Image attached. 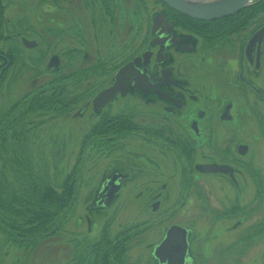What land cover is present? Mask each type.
Returning <instances> with one entry per match:
<instances>
[{"label":"rangeland","instance_id":"obj_1","mask_svg":"<svg viewBox=\"0 0 264 264\" xmlns=\"http://www.w3.org/2000/svg\"><path fill=\"white\" fill-rule=\"evenodd\" d=\"M162 4L0 0V50L9 61L3 63L9 68L0 81V186L6 199L14 191L22 200L29 197L25 188L32 180L41 187L51 185L59 195L65 193L61 186L67 179L74 183L69 206L50 230L31 234L29 225L10 233L0 211V264H102L105 259L159 264L154 248L172 226L189 232L187 264H264V101H256L245 86L239 85L243 92L233 87L239 73L238 46L249 33L242 29L254 30L250 24L255 20L264 24V8L237 25L231 41L215 45L223 39H212L217 41L209 43L213 50L207 59L196 60L197 74L189 84L201 89L208 103L194 110L208 113L198 121L201 139L184 132L191 122L185 121L182 132H176L179 136L166 140L177 141V147H160L158 152L171 161H164L153 147L144 149L139 130L114 141L105 125L96 129L99 116L91 106L80 113L110 86L115 68L148 49L142 45L152 38L153 19L170 16ZM186 27L180 29L200 30L197 24ZM248 68L244 62L246 75ZM259 73L262 78L254 84L264 89V43ZM228 102L232 120L222 122L219 111ZM143 106L133 95L118 100L110 112L129 113L145 127L151 118L140 116L147 108ZM143 119L149 120L141 123ZM152 138L165 146L164 140ZM240 145L248 146L247 154L237 153ZM142 151L147 158L152 153L149 157L156 163L150 165ZM210 159L230 162L235 180L197 171V165ZM117 171L129 179L108 207L95 208L102 181ZM157 201L161 205L152 208Z\"/></svg>","mask_w":264,"mask_h":264},{"label":"flooded vegetation","instance_id":"obj_2","mask_svg":"<svg viewBox=\"0 0 264 264\" xmlns=\"http://www.w3.org/2000/svg\"><path fill=\"white\" fill-rule=\"evenodd\" d=\"M165 16L167 18V21L160 22L157 27L158 30L154 34L152 32V25V38L148 40V43L146 38L144 44L142 45L144 49L148 44V49L146 47L142 53L140 52L137 55L133 54L135 56H133L131 59H126L121 65L113 70V74L111 77L112 82L107 89L111 88L116 83L115 76L120 69L128 65H132L131 71L127 74L128 79H124L125 82L119 81L121 85L117 90L116 96L104 106L97 107L94 105V100L99 95L98 94L90 103H87L85 105L80 113L87 111V109L91 106L94 110V113L99 116V121L95 125L96 129L102 128L99 125H105L108 131L112 130L111 134H114L112 136L114 137V141H118V138L121 135L139 130L141 133H143L142 142L145 144V146H147L144 149H147L148 146L153 147L155 149L154 153H156L157 155L159 154V156H163L162 158L164 161H168L170 158L165 157L168 155H164V153L158 152V150H161L160 147L174 149L177 147V141L170 139L173 140V142L168 143L166 142V140H169V137L173 138L174 135H177L176 132H182L180 130L182 129V127H180V125L184 128V125H186L184 124L185 121L191 122L189 128H187L184 132H191L197 138L201 139L202 134L200 133L198 121H203L206 118V114L208 113V111H206L205 109L195 111L194 106H198L199 104H207L208 97L205 94H202L203 91L201 89H194L192 85L189 84L190 79L193 80L194 74H197V72H195V65L197 66L198 64L196 60L199 59L201 62H203L207 59V52L209 53L213 50V48L210 47L211 45L209 43H214L213 41H217L212 39L218 38L219 41L223 39V41H220V43L215 44L220 45L225 41H231L232 37L236 33L234 29L221 32L217 35H211V33L205 34L198 30L194 31L186 29L187 31H183L184 28L183 30L180 29V23H178V21L175 20V18L171 14L170 16ZM236 16L237 15L230 16L228 18L213 22H203L198 20L195 21L198 23L203 22L201 23L202 26L210 28L213 23H227V20H230L231 18ZM239 25L240 24H238V26ZM250 26H255V29L248 30L249 26H246L242 29L243 32L246 30L245 32L249 33L248 36L243 37L244 43L242 44L241 42L238 46L239 73L237 75L235 83L233 84V87L237 89V91L243 92V90L241 89L243 87L241 86H245L246 90L248 91L247 93H253L256 101H264V89L258 88L254 84L255 80H259L260 78H262V75L260 76L259 72L261 70L262 49L264 43V24L258 25V20H255L252 21ZM182 27H184V25H182ZM159 32H161V34H159ZM24 43L27 46L30 45L29 42ZM4 61L9 62L6 55H4L3 51L0 50V81L3 80L4 74L8 71L9 68V66L6 67L7 65L3 64ZM244 62H246L247 66L249 67L247 71L248 76L245 73ZM57 63V61H53L51 62V65L56 67ZM251 68H253V71L251 70ZM249 74L251 77L249 76ZM133 95L141 99L144 105L143 107L148 108H146L145 112H143L140 116L147 115L146 117H150V125L139 127L137 122L133 120L136 117L130 115L129 113L119 112L117 115L111 114L110 110L113 109V106H115L118 100H125L128 96ZM231 110L232 104L228 102L223 108V111H219V119L222 122L231 121ZM194 116H196V119H194ZM146 120L149 119H143L141 123L145 122ZM167 125H169V128L167 127ZM173 125H176L177 128ZM208 130H210V128H208ZM150 136L156 137L157 140H164L165 146L163 143H161V145H158L159 143H155L154 138ZM104 143L107 144V141H105ZM242 146L245 145H240L237 148V153L240 156H242L240 154V147ZM246 147L248 148V146ZM175 151L177 152V150ZM150 154L152 153H149V155ZM141 155L146 161H148V163H150V165H154V163H156L155 159L150 158L149 155L147 158L145 152L142 151ZM177 156L182 155L180 154V152H178ZM189 156H185V159L187 160ZM161 160L159 161L161 162ZM174 161L176 162V157L174 158ZM187 162L192 165L189 160H187ZM230 164V162L216 163L210 159L206 164L197 165L196 169L199 172L207 174V172H205V170L203 169L204 166H228L232 169V174L222 175L224 177H228L232 181L235 180L234 176L236 174V171L233 165ZM129 176L130 175L125 172L117 171L113 173L112 176L105 178L102 181V184L100 185L98 191L96 192L93 206L100 209L108 207L110 203L117 198L118 194L124 186L125 181L129 179ZM163 187L165 186H162L161 188ZM160 205V201H157L151 207L155 209ZM170 228L165 231V235L161 242L164 240L166 233ZM161 242L155 246L154 252L155 249L161 244ZM188 256L189 249L186 257V262H189Z\"/></svg>","mask_w":264,"mask_h":264},{"label":"trees","instance_id":"obj_3","mask_svg":"<svg viewBox=\"0 0 264 264\" xmlns=\"http://www.w3.org/2000/svg\"><path fill=\"white\" fill-rule=\"evenodd\" d=\"M259 8H264V2L255 4L250 8L241 11L236 17L227 20V23H213L209 28L202 26L201 23L203 22L198 23L195 20L179 14L167 7L170 14L178 21V23H180V25H183L182 22L187 21L190 24L187 27H194V24H197L198 29H200L198 31L203 32L210 30L211 34L214 35L230 31L234 29L236 25L244 23L246 20L254 19L253 17L258 13ZM70 179L71 178L67 179V181L62 184L61 187H65V193L61 195H59L51 185L47 184V186L41 187V184L35 182L36 180H32V183H27L28 186L25 188L31 193L29 197H26L27 199L24 198L22 200H20L22 196H18L14 191L10 193V199H6V194L0 186V211L5 215L2 223L4 225L6 224V231H8L7 229L10 227V233H12V230H14V232H21L20 229L29 225H31V229L27 233L31 234H37L43 228L50 230L49 227L55 223L63 209L68 207L71 201L70 196H72L74 192V183ZM21 190L23 191V188ZM16 203L19 208L14 207ZM0 219L2 218L0 217ZM102 254L105 255L107 253ZM102 264L115 263H111L110 260L105 259Z\"/></svg>","mask_w":264,"mask_h":264},{"label":"water","instance_id":"obj_4","mask_svg":"<svg viewBox=\"0 0 264 264\" xmlns=\"http://www.w3.org/2000/svg\"><path fill=\"white\" fill-rule=\"evenodd\" d=\"M169 9L203 22H213L239 14L241 11L261 2L262 0H205L193 2L187 0H160ZM165 15H158L153 19V34L157 32L160 22H166ZM161 34V32H159ZM132 65H128L118 71L115 76L116 83L109 89L102 91L94 100V105L102 107L109 103L117 93L121 82L128 79L127 74L131 71ZM248 152L246 146L240 147V154ZM203 169L207 173L232 174V169L228 166L208 165ZM111 202V201H110ZM108 205V204H106ZM189 242L188 231L179 226L171 227L161 242L155 249L154 256L159 264H187Z\"/></svg>","mask_w":264,"mask_h":264},{"label":"bare ground","instance_id":"obj_5","mask_svg":"<svg viewBox=\"0 0 264 264\" xmlns=\"http://www.w3.org/2000/svg\"><path fill=\"white\" fill-rule=\"evenodd\" d=\"M187 1L200 2V1H205V0H187Z\"/></svg>","mask_w":264,"mask_h":264}]
</instances>
